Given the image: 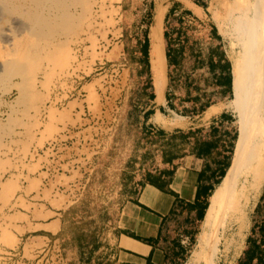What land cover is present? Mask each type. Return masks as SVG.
<instances>
[{"label": "crops", "instance_id": "1", "mask_svg": "<svg viewBox=\"0 0 264 264\" xmlns=\"http://www.w3.org/2000/svg\"><path fill=\"white\" fill-rule=\"evenodd\" d=\"M140 1L146 7L140 31L145 30L148 49L136 63L137 92L128 111L137 137L134 159L129 163L133 172L123 181V204L110 222L102 264H200L194 253L211 217L210 197L229 178L235 156L248 136L233 107L264 106V33L254 42L235 34L242 43L237 41L240 52L231 60L221 35L225 30L220 27L219 31L207 14L212 0ZM158 2L166 11L156 7ZM135 4L137 7L138 3L125 1L131 11ZM158 9L164 15L161 69L153 65L157 56L151 38ZM247 14L232 21L246 23L243 16ZM186 27L195 29L188 31L197 37L194 42L184 36ZM80 118V125L89 127L90 119ZM256 176H248L238 195ZM237 197L230 210L231 223ZM252 212L264 215V192ZM50 214L43 221L35 219L32 210L27 214L28 223L18 224L40 232L35 238L49 240L63 226L61 213ZM231 235L227 237L230 245L222 250L227 264L264 263V216L252 223L245 249L238 233Z\"/></svg>", "mask_w": 264, "mask_h": 264}, {"label": "rangeland", "instance_id": "2", "mask_svg": "<svg viewBox=\"0 0 264 264\" xmlns=\"http://www.w3.org/2000/svg\"><path fill=\"white\" fill-rule=\"evenodd\" d=\"M93 1L89 8L83 7L88 9L86 12L79 8L75 13L78 18L84 14L87 23L76 19L72 33L65 34L73 56L67 71L54 68L55 74H51L52 66L41 62L34 68V79H28L20 89L14 85L18 78L9 79V99L2 95L4 87H0V264H30L45 247L53 244L61 249L65 264L103 263L110 239V222L115 220L124 200L120 194L123 181L133 172L129 163L134 159L137 137L128 111L137 92L136 63L148 49V39L145 30L140 31L144 2L131 0L138 3L131 11L125 5L126 0H107L103 9L99 0ZM263 1L212 0L209 4L207 14L219 31L222 28L227 32L220 33L231 60L240 52L237 41L242 43L234 39L232 20L245 13L252 16L255 5ZM156 7L167 9L161 2ZM191 30L195 29L186 27L183 32L194 42L197 37L188 34ZM77 88L82 89L80 97ZM81 115L90 119L89 127L80 125ZM112 125L115 133L108 139L105 128ZM123 125L125 129L119 130ZM67 129L82 130L90 140L95 137L93 145H101L92 159L93 172L84 177L90 175V180L79 197L70 195V186L79 182L76 179L80 175H61L46 181L47 175L40 171V161L30 158L34 149L44 147ZM263 165L264 158L255 181L245 185L236 199L234 223L226 224L222 235L226 243L219 244L220 253L230 245L227 237L238 233L237 238L246 240L252 223L264 216L252 212L254 203L264 192ZM85 169L88 166H83V172ZM246 182L241 179L239 192ZM32 210L35 219L43 221L51 211L61 213L62 232L49 240L35 238L40 232L18 224L28 223L27 214ZM202 236L194 259L200 264H227L223 257L215 262L216 239L206 224ZM55 239L59 240L55 243ZM243 243L245 249L246 243Z\"/></svg>", "mask_w": 264, "mask_h": 264}, {"label": "bare ground", "instance_id": "3", "mask_svg": "<svg viewBox=\"0 0 264 264\" xmlns=\"http://www.w3.org/2000/svg\"><path fill=\"white\" fill-rule=\"evenodd\" d=\"M91 1L94 2L93 0H0V87H4L2 95L5 98L9 99V79L14 81L18 78L19 81L15 80L14 85L20 89L28 79H34L33 72L37 63L45 62L48 66H52L51 74H55L54 68L62 72L70 68L73 56L65 34L74 27L76 19L87 23V17L82 12L83 16L79 18L75 13L79 8L86 12L88 9L85 10L83 7L89 8V4L92 5ZM106 1L99 0L101 9L104 8ZM156 14V22L151 32L153 52L157 56L153 65L161 69L164 67L161 30L164 15L161 9H158ZM243 17L247 20L246 23H231L233 32L238 36L246 37V42H254L264 33V1L254 7L252 16L248 13ZM223 34L227 33L224 31ZM44 79L46 80V77ZM19 94H22V90ZM233 109L237 113L239 124L246 128L248 136L235 156L229 178L218 185L210 197L211 208L208 210L211 217L206 220V225L207 229L216 236L215 262H219L223 257L219 252V244L226 243L222 235L226 224L231 223L230 210L233 200L238 196L239 183L241 179L244 178L246 181L248 176L257 174V169L264 158V106L237 104ZM0 128L2 129V125ZM223 206H226V209H223Z\"/></svg>", "mask_w": 264, "mask_h": 264}, {"label": "built area", "instance_id": "4", "mask_svg": "<svg viewBox=\"0 0 264 264\" xmlns=\"http://www.w3.org/2000/svg\"><path fill=\"white\" fill-rule=\"evenodd\" d=\"M80 92H82L81 88L78 90V97L82 95ZM105 129L108 139L112 138L115 133L114 126H107ZM83 132L82 130L67 129L56 139L49 141L42 148L34 149L30 154V158L33 157L34 160L40 161V171L47 175L46 181L61 175L67 176L73 173L77 177L80 175L81 177L76 179H79V182L70 186V195L73 194V197L83 194L90 175L87 178L84 177L93 172L92 159L94 155L98 154L101 147V145L99 147L93 145L94 136L90 140L88 135ZM100 139H103V136ZM83 166H88V170L85 169L83 172ZM30 264H65V261L61 249L53 244V246L45 247Z\"/></svg>", "mask_w": 264, "mask_h": 264}, {"label": "trees", "instance_id": "5", "mask_svg": "<svg viewBox=\"0 0 264 264\" xmlns=\"http://www.w3.org/2000/svg\"><path fill=\"white\" fill-rule=\"evenodd\" d=\"M256 264H260V261L258 260V261L256 262Z\"/></svg>", "mask_w": 264, "mask_h": 264}]
</instances>
